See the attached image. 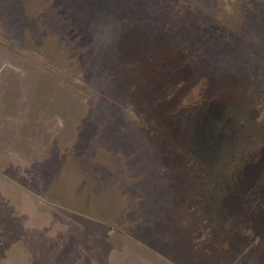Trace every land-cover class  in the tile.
Listing matches in <instances>:
<instances>
[{"label": "rangeland", "instance_id": "rangeland-1", "mask_svg": "<svg viewBox=\"0 0 264 264\" xmlns=\"http://www.w3.org/2000/svg\"><path fill=\"white\" fill-rule=\"evenodd\" d=\"M0 183L80 264H264V0H0Z\"/></svg>", "mask_w": 264, "mask_h": 264}, {"label": "crops", "instance_id": "crops-1", "mask_svg": "<svg viewBox=\"0 0 264 264\" xmlns=\"http://www.w3.org/2000/svg\"><path fill=\"white\" fill-rule=\"evenodd\" d=\"M16 200L0 196V264H80L84 234L69 233L68 216L59 214L52 224L50 215H41L44 223L39 224L35 214L19 212Z\"/></svg>", "mask_w": 264, "mask_h": 264}]
</instances>
